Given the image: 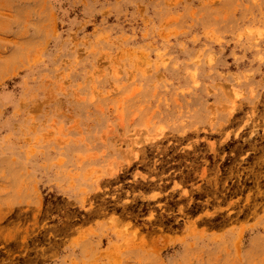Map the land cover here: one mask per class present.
<instances>
[{"label":"rangeland","instance_id":"1","mask_svg":"<svg viewBox=\"0 0 264 264\" xmlns=\"http://www.w3.org/2000/svg\"><path fill=\"white\" fill-rule=\"evenodd\" d=\"M0 264H264V0H0Z\"/></svg>","mask_w":264,"mask_h":264}]
</instances>
